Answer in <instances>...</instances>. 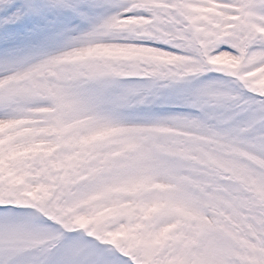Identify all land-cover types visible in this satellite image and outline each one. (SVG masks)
I'll return each instance as SVG.
<instances>
[{
  "label": "snow or ice",
  "instance_id": "obj_1",
  "mask_svg": "<svg viewBox=\"0 0 264 264\" xmlns=\"http://www.w3.org/2000/svg\"><path fill=\"white\" fill-rule=\"evenodd\" d=\"M0 264H264V0H0Z\"/></svg>",
  "mask_w": 264,
  "mask_h": 264
}]
</instances>
